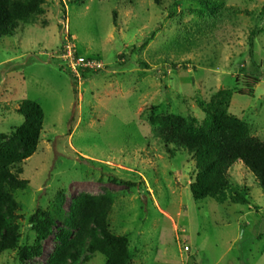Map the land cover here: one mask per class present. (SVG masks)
I'll list each match as a JSON object with an SVG mask.
<instances>
[{
	"label": "rangeland",
	"instance_id": "rangeland-1",
	"mask_svg": "<svg viewBox=\"0 0 264 264\" xmlns=\"http://www.w3.org/2000/svg\"><path fill=\"white\" fill-rule=\"evenodd\" d=\"M68 1L45 0L34 23L0 40V134L9 139L21 124L22 100L44 113L37 150L20 165L29 186L14 195L19 244L33 245L27 218L37 207L54 222L24 264H48L73 201L104 193L114 196L109 230L128 239L129 264H264V189L254 176L241 163L228 170L246 205L195 201L193 158L166 153L148 123L155 114L199 124L210 98L230 90L228 113L264 141V0ZM206 2L232 14L199 35ZM73 53L98 58L102 71L71 76ZM254 70L252 94H239ZM59 191L63 217L52 208ZM104 263L85 252L76 264ZM0 264L21 263L10 250Z\"/></svg>",
	"mask_w": 264,
	"mask_h": 264
},
{
	"label": "trees",
	"instance_id": "trees-1",
	"mask_svg": "<svg viewBox=\"0 0 264 264\" xmlns=\"http://www.w3.org/2000/svg\"><path fill=\"white\" fill-rule=\"evenodd\" d=\"M80 1L71 0L68 3ZM153 2L160 4V0ZM44 4L45 0H0V40L12 37L20 25L34 23L42 15ZM205 10L201 14L203 20L195 30L199 35L209 33L225 16L232 14L227 13V8L223 14L224 8L211 2H206ZM255 34L252 31L249 35L250 57ZM181 68L187 67L183 64ZM259 77L258 70L249 71L245 75L249 82L239 94L250 96ZM231 96L230 90H218L207 103L205 119L199 124L178 115L151 114L148 119L166 153L170 156L185 153L193 158L195 176L188 187L195 201L211 199L220 204L246 205L248 197L245 189H237L228 180V170L236 163H241L254 176L258 186L264 189V141L251 136L249 126L228 113ZM17 113L22 122L11 130V137L5 139L0 134V256L3 252L15 250L19 262L24 264L40 255L41 242L51 233L54 219L48 210L37 207L27 218L28 229L35 235L33 245L19 244L21 235L17 221L22 217L17 214L19 206L14 195L29 186L21 178L20 165L37 150L44 113L37 102L28 99L20 102ZM64 201V194L59 191L52 202L58 217H63ZM113 201L114 196L109 193L78 196L63 219L64 229L55 237L57 245L48 264H76L85 252L90 256L101 254L104 264H129L128 239L109 230L108 216Z\"/></svg>",
	"mask_w": 264,
	"mask_h": 264
},
{
	"label": "built area",
	"instance_id": "built-area-1",
	"mask_svg": "<svg viewBox=\"0 0 264 264\" xmlns=\"http://www.w3.org/2000/svg\"><path fill=\"white\" fill-rule=\"evenodd\" d=\"M70 61L71 63L74 64L73 69L69 68V70L73 73L72 74L71 72H69L71 76L78 75V72L79 73H83V72L95 73V72L102 71L103 69L102 68L103 65H101V61H99L98 58L96 57H94V59H87V58L80 57L77 53H73V57H71ZM66 66L65 67L68 68V63Z\"/></svg>",
	"mask_w": 264,
	"mask_h": 264
}]
</instances>
